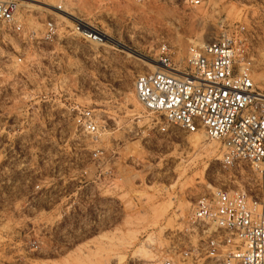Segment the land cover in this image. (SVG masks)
Masks as SVG:
<instances>
[{
	"label": "rangeland",
	"instance_id": "rangeland-1",
	"mask_svg": "<svg viewBox=\"0 0 264 264\" xmlns=\"http://www.w3.org/2000/svg\"><path fill=\"white\" fill-rule=\"evenodd\" d=\"M16 1L23 31L0 24V264H151L185 251L196 201L223 185L249 189L256 175L225 167L203 132L146 111L135 81L158 70L161 44L183 71L189 40L235 28L264 0ZM75 21L110 43L86 42ZM79 110L98 117V141Z\"/></svg>",
	"mask_w": 264,
	"mask_h": 264
},
{
	"label": "built area",
	"instance_id": "built-area-1",
	"mask_svg": "<svg viewBox=\"0 0 264 264\" xmlns=\"http://www.w3.org/2000/svg\"><path fill=\"white\" fill-rule=\"evenodd\" d=\"M63 2H68L62 0ZM140 3L146 0H139ZM201 5V0H195ZM60 4L57 12L68 13ZM233 29H223L202 45L188 48L185 70H178L173 49H158L156 72L138 75L135 94L144 109L162 115L168 125L222 148L225 167L251 166V188H216L193 206L188 232L191 246L172 251L157 264H264V6L245 16ZM0 24L15 32L24 28L16 0H0ZM75 32L93 45L110 43L96 27L75 21ZM58 36V25L47 22L45 38ZM77 125L95 141L102 126L91 110H79ZM94 158L100 157L97 150Z\"/></svg>",
	"mask_w": 264,
	"mask_h": 264
},
{
	"label": "bare ground",
	"instance_id": "bare-ground-1",
	"mask_svg": "<svg viewBox=\"0 0 264 264\" xmlns=\"http://www.w3.org/2000/svg\"><path fill=\"white\" fill-rule=\"evenodd\" d=\"M61 17H63L64 19H70V20H72V17L69 15V14H67V13H65V14H63V15H60ZM88 26V25H87ZM189 43H191L190 45H189V47L191 46V45H196V46H200V45H202L203 44V42H198V43H196L195 41H192V40H189L188 41ZM120 46H122V47H124L123 45H120ZM130 51V50H129ZM132 53V52H131ZM256 79H257V81H262L263 79H264V75L261 73V74H259V75H257L256 76ZM159 260V257H156L154 260H152L151 262L154 264L155 262H157ZM151 263V264H152Z\"/></svg>",
	"mask_w": 264,
	"mask_h": 264
}]
</instances>
